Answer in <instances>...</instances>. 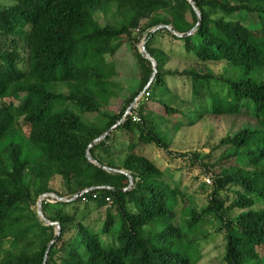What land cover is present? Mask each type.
I'll use <instances>...</instances> for the list:
<instances>
[{"label":"trees","instance_id":"obj_1","mask_svg":"<svg viewBox=\"0 0 264 264\" xmlns=\"http://www.w3.org/2000/svg\"><path fill=\"white\" fill-rule=\"evenodd\" d=\"M9 1L0 3V100L18 105H0V264H197L201 240L211 238L200 233L208 219L224 237L223 264H264V0H192L200 16L188 0ZM98 13L111 14L114 24L102 27ZM252 15L258 22L247 24ZM189 16L190 27L181 29ZM168 27L179 34L195 30L177 37ZM164 34L183 44L194 58L191 67L166 68L169 57L153 46ZM122 36L146 72L127 106L104 113L117 88L107 56H115ZM141 43L157 64L150 86L154 67ZM211 65H223L222 72ZM170 79L181 84L180 108L165 101L173 92ZM143 93L128 118L91 148L98 165L90 161V146ZM147 101L175 117V130L205 114H245L253 121L222 139L215 161L206 157L211 163L183 155L212 180L203 211L194 204L179 211L177 189L140 153L147 145L170 152L168 121L146 110ZM193 101L208 105L196 109ZM86 114L97 117L86 122ZM119 134L127 143H117ZM115 157L123 158L120 165ZM56 177L73 184L69 197L52 187ZM47 194L67 202L43 201L42 219L34 208ZM80 203L106 209L100 230L78 218L77 209L66 211ZM56 205L63 207L49 215Z\"/></svg>","mask_w":264,"mask_h":264},{"label":"rangeland","instance_id":"obj_2","mask_svg":"<svg viewBox=\"0 0 264 264\" xmlns=\"http://www.w3.org/2000/svg\"><path fill=\"white\" fill-rule=\"evenodd\" d=\"M2 5H8L9 0H0ZM168 18V14L164 15ZM98 23L104 27L109 24H114L112 15H104L98 13L96 15ZM188 24L182 25L181 29L187 30L191 24V18L189 16ZM246 23H257L258 17L255 15L246 19ZM123 45L113 57L107 56V61L113 65L115 69V75L112 76V81L117 85L115 95L110 99L108 106L103 108V112L119 113V111L127 106V101L137 91L138 83L142 74L146 72L144 65L139 61L136 54L133 52L129 39L126 36L121 37ZM153 46L163 50L169 57L166 68L168 70H180L183 71L186 68L191 67L194 62L192 55H188L185 52L183 44L173 40L169 35H158L154 41ZM143 43L139 45L140 51H142ZM223 65H211L210 68L215 73L222 72ZM179 82H171L169 86L173 92L165 98V101L172 107L180 108V104L175 100L177 99V90L181 87ZM67 89H63L66 92ZM144 93L135 101L130 108L135 109L138 101L143 99ZM196 109H205L204 106L207 103L193 101ZM12 104L17 107V102L10 99L0 100L1 104ZM146 110L153 111L157 118L165 119L168 122L165 124L170 127V138L168 142L170 144V154L165 150L159 149L154 145H147L141 149V154L161 169L165 178L175 187L179 194V207L180 211L189 205H195L199 211H203L209 201V197L213 191V183L209 181V175L204 172V169L196 164H192L188 157L183 155L198 154L204 158L205 163H211L210 159L206 158L211 155L212 161L219 156L221 150L218 146L222 139L233 136L243 128L250 126L253 121L245 114L241 115H224V116H211L205 114L202 119L196 122L194 125L181 126L180 129L175 130L176 125L175 117L166 115L164 109L150 101L146 102ZM129 108V109H130ZM131 110V112H132ZM131 114V113H130ZM129 114V115H130ZM97 117V114L82 115V119L86 122H92ZM19 127L28 133L30 126L22 119L18 121ZM118 144L127 143L126 139L122 135H118ZM123 158L115 157L114 161L117 165ZM52 187L60 195L66 198L71 195L74 188L72 183H69L62 177H56L52 183ZM39 201V200H38ZM38 205V202H37ZM69 205L66 208L67 212H74L77 209V216L81 218L86 216L87 220L91 223V227L98 231L103 226L106 220V209L95 210L94 205L86 207L85 204L80 203L74 207ZM63 205H56L51 208L49 215H53L54 210L62 208ZM38 210V206L34 208ZM115 213V212H113ZM179 222V214L177 218ZM210 232L211 238L208 240H201L202 258L197 264H223V252H224V237L222 234H218L214 229L211 219L207 220V223L203 226V232ZM9 248V244L6 245V249Z\"/></svg>","mask_w":264,"mask_h":264},{"label":"water","instance_id":"obj_3","mask_svg":"<svg viewBox=\"0 0 264 264\" xmlns=\"http://www.w3.org/2000/svg\"><path fill=\"white\" fill-rule=\"evenodd\" d=\"M189 2H190V4L194 7V9H195V11H196V13L200 16V12L198 11V9L194 6V2L192 1V0H188ZM160 28H162V27H160ZM168 29L175 35V36H177V37H186V36H189V35H191L192 33H193V31L195 30H193L192 32H190V33H188V34H179V33H177L176 31H174L171 27H168ZM141 53L142 54H144L145 55V57L146 58H148V59H150L151 61H152V63H153V67H154V75H153V77H152V79H151V81H150V83H149V85L148 86H150L151 84H152V82H153V80H154V76H155V74L157 73V64H156V62L153 60V59H151L148 55H146L145 53H146V49H145V45H143V48H142V51H141ZM145 92V91H144ZM131 110H132V108H130V109H128L127 111H126V113H125V115H124V117H123V119L119 122V123H117L114 127H112L106 134H104L102 137H100L99 139H97L91 146H90V148H89V150H88V153H87V156H88V159L90 160V161H92L93 163H95V164H97L96 162H94V160H93V158L91 157V155H90V150H91V148L94 146V145H96L97 143H99V142H101L102 140H104L105 138H107L118 126H120L127 118H128V116H129V114L131 113ZM98 165V164H97ZM102 168H104L105 170H107V171H112L110 168H108V167H105V166H101ZM121 173H125V172H121ZM126 175H128L127 173H125ZM132 183H133V181H132V179L130 178V186H129V188L128 189H126V190H129L130 188H131V186H132ZM109 190H114V189H112V188H108ZM94 189H91V190H87V191H85V192H83V193H80V194H78L73 200H75V199H77V198H80L81 196H83L84 194H86V193H89L90 191H93ZM49 196H51V197H54V198H56L57 200H59V201H64V202H67V200L66 199H63V198H61V197H59V196H57V195H55V194H47V195H44V196H42L40 199H39V201H38V214H39V216L42 218V219H44V215H43V212H42V202H43V199L45 198V197H49ZM50 224V223H49ZM59 232H60V226H59ZM59 234V233H58ZM58 234H57V236H58ZM57 236H56V238H55V240L57 239ZM54 240V241H55ZM54 241L52 242V244L54 243ZM49 250H50V247H49V249L47 250V255H46V257H45V260H46V258H47V256H48V252H49ZM44 264H46V261L44 262Z\"/></svg>","mask_w":264,"mask_h":264},{"label":"built area","instance_id":"obj_4","mask_svg":"<svg viewBox=\"0 0 264 264\" xmlns=\"http://www.w3.org/2000/svg\"><path fill=\"white\" fill-rule=\"evenodd\" d=\"M134 120L135 121L138 120L137 116H134ZM209 181L211 182V180H209ZM94 198H96V195H94ZM43 201H46V203L54 204L57 201V199L54 198V197L49 196V197H45L43 199ZM107 201L109 202V199H107ZM83 202H86V199L85 198H83Z\"/></svg>","mask_w":264,"mask_h":264}]
</instances>
